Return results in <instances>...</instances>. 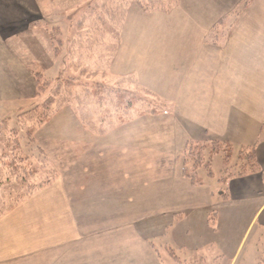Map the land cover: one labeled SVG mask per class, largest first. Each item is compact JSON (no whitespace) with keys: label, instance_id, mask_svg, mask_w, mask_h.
Returning <instances> with one entry per match:
<instances>
[{"label":"crops","instance_id":"obj_1","mask_svg":"<svg viewBox=\"0 0 264 264\" xmlns=\"http://www.w3.org/2000/svg\"><path fill=\"white\" fill-rule=\"evenodd\" d=\"M82 2L0 0V108L16 101L34 107L36 74L44 70L57 79L97 80L93 48L104 52L105 43L86 27L98 23L65 22ZM204 3L188 0L168 13L128 8L107 72L122 87L132 79L161 108L113 118L102 129L76 115L74 105L54 117L49 124L68 127L38 142L57 178L0 215V264L154 263L161 261L156 242L180 263V253L214 251L237 264L255 240L258 252L264 247L261 173L229 172L227 196L216 201L187 182L186 170L172 177L190 143L255 147L264 172V0ZM175 14L179 20L170 24ZM146 16L162 28L153 39L147 29L137 32ZM56 22L57 54L46 31Z\"/></svg>","mask_w":264,"mask_h":264},{"label":"rangeland","instance_id":"obj_2","mask_svg":"<svg viewBox=\"0 0 264 264\" xmlns=\"http://www.w3.org/2000/svg\"><path fill=\"white\" fill-rule=\"evenodd\" d=\"M58 1V0H56ZM69 1H73V0H69ZM77 2L79 0H76ZM86 3L84 5L83 2L79 5V8L77 10H75L71 15H68L67 17V23H71L73 21H84V22H95L98 24H102V29L99 30V26H97V28L95 27H91L90 24L86 27V29L90 30L91 33L96 32L97 35V40L99 41V46H102V43L104 42V52L103 50L101 51L102 47H95V49L93 48V50L96 52V62H97V70L93 69V71L96 74L97 80L95 79V82H89V86L87 88H89L90 90V94H87V92L82 91L81 96L82 99H76L74 98L72 100V102L70 103L69 106L74 105L73 108L75 107H80L79 111H80V115L82 116L83 119L89 120L90 118L94 119V121L92 122L91 127L94 129H102L105 127H109V123L113 120H117V119H124L123 116H120L121 114L124 115L125 117L128 116V113H126V109L123 112L120 113H115V112H111L112 114L106 116L107 114H103L104 112L107 113V111H109L110 107H107L106 104L104 106H101L97 103V101H99L98 99H95L96 97L101 99L103 97H106V95H104V93H106V89L105 87H103V89L101 90H97V85L93 86V83H98V84H103L104 86L107 85V83H111L113 84V81L115 83V85H113L112 87H120V88H124V89H133L136 91L137 96L138 97H144L143 93L147 92L145 89H142L139 87L138 84L134 83L132 81V79L128 78L126 80V83H129V85L122 87L120 84L123 83L122 85H124L125 82H120L119 78H115L113 79L112 76H110L107 72L108 68H107V63H108V59L110 60L111 58H113L116 54L117 51H119V42H120V38L122 36V29H123V25H116L113 23H110L109 21L105 20L104 22H102L100 20V17L103 16V11L105 10L104 8V4L106 5H112V1H107V0H85ZM188 0H179V4L178 5H182L185 6L187 5ZM210 2L213 0H197L198 5L202 6L205 3L204 2ZM232 0H228V3H230ZM234 3V0H233ZM177 5V6H178ZM137 4H131V8L137 7ZM176 6V7H177ZM188 6V5H187ZM140 7V6H138ZM175 7V8H176ZM186 7V6H185ZM174 8V9H175ZM187 8V7H186ZM140 9H142L140 7ZM173 9V10H174ZM136 10V9H134ZM143 10V9H142ZM154 11H159V10H154ZM128 12V9H127ZM146 12H153V11H146ZM159 12H164V11H159ZM184 12V11H183ZM182 12V16L181 13L177 14L179 16H181V18H183V20H188L187 17L183 14ZM176 14L172 17H168V20L170 24H175L177 20H179V17ZM79 17V18H78ZM78 18V20H77ZM155 17L151 16H146L145 19H143V22H141L138 27V31L143 30V29H147L148 35L152 33V39L154 38V36L156 35V33L158 31L162 32V28L159 27L158 23L154 24V19ZM57 19V18H55ZM126 19V18H125ZM142 20V18H141ZM55 21V20H53ZM57 25L58 26V22L56 23H50V28H49V32L52 31L53 27ZM153 25V26H152ZM95 26V25H94ZM62 28V33L63 36L65 37L64 40L67 39L68 37V31L64 26H61ZM167 35H169V33H167ZM55 36V35H54ZM131 36V35H130ZM160 37L164 38L165 35L164 33L159 35ZM149 37V36H148ZM50 41L53 43L54 45V49L58 48L59 42L57 39H60L59 36H57V41H52V34L49 35ZM57 53V52H56ZM139 58V56H138ZM35 64V70L36 71H40L38 69V65L36 62H34ZM58 68V66L56 65V69ZM84 68V67H82ZM86 70H89V68H86ZM40 75H42L44 78L52 81L53 83L56 82V76L55 75H51L50 72L48 71H43V72H39ZM81 81V80H80ZM108 81V82H107ZM85 82H83L84 84ZM108 87V86H106ZM80 88V90H84L86 89V87H78ZM36 90V89H35ZM98 91V92H97ZM104 91V93H103ZM35 95V93H33ZM34 95H32V97L34 98ZM97 95V96H96ZM119 100L121 103L124 104L125 99L119 95ZM35 104L37 102H39V100L37 98H34ZM136 98H130V99H126L127 101L132 100V102L137 103V101L135 100ZM33 100V99H32ZM136 102H135V101ZM118 101V100H116ZM126 102V101H125ZM53 103V102H52ZM34 104L33 101H29V102H21L20 101H16L15 103H7L4 105V107H1L0 109V115L2 116V119L5 118H10V128L15 127L16 125V116L18 115V113L20 111H25L30 109V107L32 106H28ZM55 105V102L52 104ZM68 106V105H67ZM67 106H63L62 109H60V111H58L56 114H54L52 117L48 118L45 120L44 125H42L40 127L39 130H37L34 134V143L29 142L26 137H24V129H22L20 131V133L22 134V138H21V147L24 153L26 154H30V155H36L32 158L33 163L36 164L37 162H45V164H47L48 167L52 168V170L56 173H58L56 171V169H54L53 167V163H52V158H49L47 155H45V152L43 151V148L40 144V142H38V139H41V137H43L44 134H48V133H53L58 135L60 133L59 130L61 129H66V125L64 124H49L52 119L54 117H56L59 113H61ZM133 105H131L128 109L129 112H134V109L132 108ZM161 107L156 104V108L155 111H158ZM147 111L144 114H149L152 112V108H150L149 105H147L146 109H142L140 110V112H144ZM125 112V113H124ZM65 118L67 116V114H63ZM140 115V116H142ZM60 120V119H58ZM106 121L107 124H101L103 121ZM0 121V124H1ZM49 124V125H48ZM89 127V126H88ZM65 131V130H64ZM72 132H75V130L72 128L71 130ZM6 133H9L8 131H6ZM4 135H1L0 139V154L3 153H8L6 149V146L8 144V146L13 145L12 142L10 143H6V137H3ZM12 137V135H10ZM12 139V138H11ZM7 146V147H8ZM9 148V147H8ZM239 151L240 148L239 147H234L233 151H232V155L229 159L228 162L225 163V157L222 153L219 154H213L212 153V149L211 146H206V148L203 150L204 153V162L206 163L205 165H201V166H195L193 164V162H187V165L184 164V158L180 159L178 161L177 167L173 170L172 173V177L176 178V179H180L184 176V170L185 174H187L185 177L187 178V182L192 183V181L194 180V182L196 183V186H198L199 184L202 185V187H200V190H202L203 188L211 191L212 193H214V198L212 199V201H216L218 200V197L221 196L222 194H224L226 191V187L224 184V177H227L229 172H233V171H237V166L239 165ZM31 160V162H32ZM10 162V161H9ZM29 163V164H33V163ZM166 180L168 181L169 178H166ZM28 190V187L26 186V184L21 183V182H4L1 187H0V212L1 214L8 212L12 207H14V202L17 199L18 195H21L23 193H25ZM150 195H148L149 198ZM147 198V199H148ZM256 240L252 243V245L250 246V248H248V252L247 255L244 256V259L242 260V262L240 261L237 264H264V252H262V250L264 251V247H260V252H258V246L256 245ZM164 244L162 242H156L155 243V249H157L160 252L161 255V261L154 255V260L155 262H146L144 259H139V260H132L130 262H128L127 264H228V262H226L225 260L219 259L216 255V253L214 251L210 252V253H205L204 254H181L180 256H182L183 259H181V261L183 260L182 263L176 261V259L173 258V256L170 255L169 251L171 250H167L165 248V246H163ZM247 250V249H246ZM179 256V257H180ZM133 257V255H132ZM201 257H204L203 259H201Z\"/></svg>","mask_w":264,"mask_h":264},{"label":"trees","instance_id":"obj_3","mask_svg":"<svg viewBox=\"0 0 264 264\" xmlns=\"http://www.w3.org/2000/svg\"><path fill=\"white\" fill-rule=\"evenodd\" d=\"M107 1L109 2L111 0ZM112 2V5L104 4V8H106L103 11V16L100 17V20L102 22L107 20L110 23L120 26L124 24L127 9L131 4H137L145 11L159 10L166 13L171 12L179 4V0H113ZM98 25H100L99 30H101L103 25ZM48 30L49 28L47 27L46 31L49 32ZM94 33V36L96 37L98 34H96V32ZM49 34H52V41H60V39H57V36H60L59 28H53ZM57 50L58 48L54 49V52L56 53ZM89 85V82L83 84L82 81L76 78L57 79L56 82L53 83L42 75L36 74V90L34 98H37L39 102H37L34 107L18 113L16 116L15 127H9L10 118H5L1 121L0 139H2L1 135H4L3 137H6V140L4 141H6V143L12 142L13 145L8 146L7 144L9 148L6 146L5 150H7L8 153L0 154V187L6 181L21 182L28 187V190L25 193L18 195L15 202L21 197L31 196L57 178V173L54 172L52 168L48 167L45 162L39 161L36 164L33 163L32 158L36 155H30L23 152L20 141L22 134L20 131L24 129V137H26L29 142L34 143V134L42 125H44L45 120L60 111L63 106L70 105L74 98L81 100L82 97L80 96L82 91L90 94V90L87 88ZM94 85H97L98 91L103 89V87L106 89V93L103 91L106 97H103L102 100L97 97L95 98L99 100L97 101L99 105L104 106L106 104L107 107H110L107 113H103L104 115L107 114L106 116L112 114V111L120 113L126 109L128 116L125 117L121 113L120 116L124 117L123 120L128 121L147 112H140V110L146 109L147 105L152 108V112H155L156 104L153 100L149 99L146 93H143L144 97H138L136 91L132 88L124 89L112 86L106 87L103 84L98 83H93V86ZM82 86L86 87V89L80 90V88H78ZM119 95L125 99L126 102L124 101V104L120 102ZM130 98H136L135 100L137 103L132 102V100H126ZM52 102H55V105H52ZM131 105H133V113L128 111L130 110L128 108ZM79 108L80 107H75L74 109L76 115L82 117L79 114ZM6 131L9 133H6ZM10 135H12V137ZM208 145L211 146L212 153H222L224 155L226 160L225 163L229 161L234 149L233 145L230 143L210 142L190 143L184 151L186 162H193L195 166L205 165L203 150ZM238 158L240 163L237 166V171L234 174L235 176L255 172L261 173L264 182V172H262L258 166L255 147H242L239 151ZM30 162L33 164H29ZM226 178H228V176L224 177L223 180ZM221 196L226 197L227 193L225 192ZM215 215V212L211 214L212 217H215Z\"/></svg>","mask_w":264,"mask_h":264}]
</instances>
